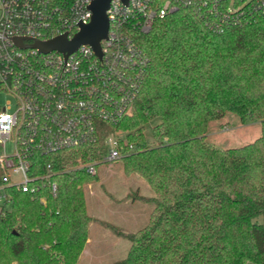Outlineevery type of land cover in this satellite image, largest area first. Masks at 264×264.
<instances>
[{
  "label": "trees",
  "instance_id": "1",
  "mask_svg": "<svg viewBox=\"0 0 264 264\" xmlns=\"http://www.w3.org/2000/svg\"><path fill=\"white\" fill-rule=\"evenodd\" d=\"M134 40L147 64L132 112L115 129L138 147L121 161L153 191V210L135 233L110 227L129 242L113 264H264V224L255 221L264 216V17L215 33L178 10ZM226 113L259 122L260 136L226 150L206 144L209 123ZM155 119L149 144L143 131ZM103 152L95 144L36 155L31 175L50 164L55 198L4 189L0 264L76 263L90 221L81 187L96 174L66 171Z\"/></svg>",
  "mask_w": 264,
  "mask_h": 264
},
{
  "label": "built area",
  "instance_id": "2",
  "mask_svg": "<svg viewBox=\"0 0 264 264\" xmlns=\"http://www.w3.org/2000/svg\"><path fill=\"white\" fill-rule=\"evenodd\" d=\"M92 1L0 0V91L13 100L0 110L2 201L6 187L56 197L50 164L44 173L31 175L36 155L100 144L101 158L80 167L94 175L98 164L138 151L115 129L132 112L147 64L135 33H148L155 20L178 10L196 14L215 33L264 17V0H111L100 55L88 44L69 54L32 47L61 36L72 40L91 22ZM39 202L45 204L44 195Z\"/></svg>",
  "mask_w": 264,
  "mask_h": 264
},
{
  "label": "rangeland",
  "instance_id": "3",
  "mask_svg": "<svg viewBox=\"0 0 264 264\" xmlns=\"http://www.w3.org/2000/svg\"><path fill=\"white\" fill-rule=\"evenodd\" d=\"M7 102L13 103L11 96L0 91V110ZM157 123L155 119L144 127L143 134L149 144L153 140L150 130ZM259 136V122L241 123L237 116L226 113L220 120L209 123L204 142L216 149L226 150L247 145ZM10 147L8 145L7 150ZM84 164L72 166L66 172H76ZM123 166L121 160L110 165L98 164L95 167L96 176L81 187L90 221L84 248L75 264H113L122 260L129 242L117 236L110 227L123 234H132L148 222L153 210L149 200L154 198V193L142 177L136 173H125ZM2 204L0 199V206ZM255 221L264 224V216L257 217ZM88 236H91L90 243L87 242Z\"/></svg>",
  "mask_w": 264,
  "mask_h": 264
},
{
  "label": "water",
  "instance_id": "4",
  "mask_svg": "<svg viewBox=\"0 0 264 264\" xmlns=\"http://www.w3.org/2000/svg\"><path fill=\"white\" fill-rule=\"evenodd\" d=\"M111 0H93L90 5L92 12L91 22L86 26H80V31L67 41L65 36L57 37L47 42H36L32 47L40 52L58 51L69 54L77 49L80 44L90 45L97 55H100L99 42L106 38L108 31V21L106 10ZM124 4L127 0H121ZM16 45H20L19 39L13 40Z\"/></svg>",
  "mask_w": 264,
  "mask_h": 264
},
{
  "label": "crops",
  "instance_id": "5",
  "mask_svg": "<svg viewBox=\"0 0 264 264\" xmlns=\"http://www.w3.org/2000/svg\"><path fill=\"white\" fill-rule=\"evenodd\" d=\"M90 238H91V236H88V240H87L88 243H90V240H91ZM86 246H87V245H86ZM85 248H86V247H85ZM84 253H85V249H84V251H83L82 254H84Z\"/></svg>",
  "mask_w": 264,
  "mask_h": 264
}]
</instances>
